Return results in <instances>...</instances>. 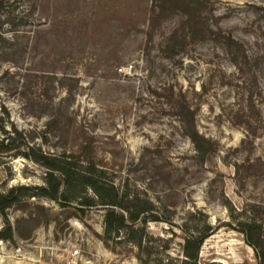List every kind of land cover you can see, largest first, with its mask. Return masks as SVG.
<instances>
[{"label":"rangeland","instance_id":"374dc122","mask_svg":"<svg viewBox=\"0 0 264 264\" xmlns=\"http://www.w3.org/2000/svg\"><path fill=\"white\" fill-rule=\"evenodd\" d=\"M153 7V0H5L0 117L30 145L103 168L116 185L165 207L176 234L149 221L148 234L160 239L144 252L122 234L105 238L99 206L32 196L8 210L14 239L0 240V264H164L167 254L182 257L179 226L205 218L217 229L200 264L255 261L243 234L226 224L264 216V0ZM180 97L215 143L205 161L176 113ZM45 175L29 158L0 155V192L43 185Z\"/></svg>","mask_w":264,"mask_h":264},{"label":"trees","instance_id":"16d2710c","mask_svg":"<svg viewBox=\"0 0 264 264\" xmlns=\"http://www.w3.org/2000/svg\"><path fill=\"white\" fill-rule=\"evenodd\" d=\"M5 0H0V10ZM168 0H153L154 10L162 11ZM179 28H175L170 37L178 35ZM182 30L184 28L182 27ZM186 35L182 37L185 41ZM183 96V95H181ZM184 97V96H183ZM183 97L177 99V115L184 124V133L194 144L196 158L205 161L211 158L216 148L214 142L200 134L195 126V110L192 109ZM0 155L24 156L46 168L43 185L18 184L0 192V218L3 226L0 228V240L13 241V227L8 216V210L27 197H39L53 200L62 207H68L77 202L78 208L99 206L104 213L105 238H124L137 245L144 252H150L152 241L160 239L147 232L149 221L165 222L169 225L168 231L172 235L176 232L171 218L164 216L163 210L151 200L137 194H131L127 187L121 188L107 177L103 168L93 164H84L80 159L67 154L53 156L45 153L39 147L30 145L20 130L14 125L6 126L5 119L0 117ZM238 173V172H237ZM92 192V195L89 194ZM251 212L254 211L249 206ZM201 214V213H200ZM203 215V214H202ZM227 227L236 229L243 234V240L254 252V262L245 260L236 264H264V216L252 214L247 219L238 220ZM182 231V257H171L168 254L164 264H200V250L204 241L217 229L207 218L202 222L189 226L184 223L179 226ZM166 251L169 247L165 240L159 245ZM203 264H217L215 261Z\"/></svg>","mask_w":264,"mask_h":264}]
</instances>
